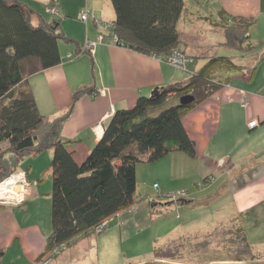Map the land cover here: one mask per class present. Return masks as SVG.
<instances>
[{
  "label": "trees",
  "instance_id": "trees-1",
  "mask_svg": "<svg viewBox=\"0 0 264 264\" xmlns=\"http://www.w3.org/2000/svg\"><path fill=\"white\" fill-rule=\"evenodd\" d=\"M56 2H43L46 10L54 14L45 19L34 6L21 0H0V180L18 166L25 170L30 156L36 157L51 149L46 166L51 182L47 193L50 231L42 251L30 264H41L40 260L53 257L43 258L54 246L61 244L65 248L86 235L102 231L109 218L135 208L144 195L148 198L146 203L155 205L156 196L141 194V191L136 194L139 161H156L177 150L193 157L194 139L188 134L182 116L221 86H230L228 71L234 69L251 76L256 63L264 56L262 50L251 64H237L232 60L228 48L248 54L257 50L250 39L256 18L229 13L223 7L217 8L213 15L207 13L210 18L206 14L202 16L205 22L220 28L223 37L203 46L199 55L186 49V34L180 26L181 18L193 14L186 11L185 0H110L114 15L108 21L87 12L82 21L91 19L100 25L99 39L107 37L109 42L153 55L189 76L186 80L174 79L156 86L147 94H138L131 105L117 107L105 120L99 119L103 132L78 161L70 148L78 139L65 137L61 133L62 124L81 94L93 95L97 90L89 83L78 84L69 104L51 116L40 110L26 78L27 74L61 62L59 39L74 41L61 26L60 20L65 14L60 16ZM219 47L224 49L218 51ZM80 50L76 44V54ZM82 51L90 53L91 49L83 47ZM225 51L226 54H218ZM174 53L185 60L184 67L168 62V56ZM72 56L68 53L66 57ZM198 57L204 60L200 66ZM186 93L192 94L193 99L180 103V96ZM213 179L212 175H205L201 182L208 185ZM190 191L184 190L186 197L176 195L179 199L174 198L175 203L197 201L190 198ZM160 192L164 199H169L168 192ZM237 229L249 247L243 224ZM152 251L161 259L165 257L161 246H153Z\"/></svg>",
  "mask_w": 264,
  "mask_h": 264
},
{
  "label": "rangeland",
  "instance_id": "rangeland-1",
  "mask_svg": "<svg viewBox=\"0 0 264 264\" xmlns=\"http://www.w3.org/2000/svg\"><path fill=\"white\" fill-rule=\"evenodd\" d=\"M208 4L209 2L206 0H202L199 4L194 0L186 1L188 10L192 11L193 14L190 15V13H188L187 15H189V17L187 16L185 18L186 20H183L184 23L181 21L180 26L186 34L185 38L183 37L185 40H187L186 47H189L188 50H191L192 53L201 51L203 46L211 44L215 41L217 42L219 39L222 40L223 37V33L220 28H217V33L215 30L216 27L211 28L213 25L210 22H205V17H202L205 13L209 18L211 15H213V12L207 11L208 8L206 9ZM34 7L38 12L41 13V15L44 16V18L46 17L45 19H50L54 15L51 11L46 10L44 4L42 3ZM53 10H56L55 7ZM83 11L88 14L86 10ZM208 12L211 13V15H208ZM73 14L76 17L62 16L63 13L61 12L60 16H62V18L60 23L65 33L70 35L74 41H64L62 39L58 40L60 52L65 54V58L62 57V60L59 64L60 68L57 67L47 69L44 72H48V76L55 77L56 74L54 73L59 72L61 68H66V71L68 72H66V74L71 76V78L76 81L75 84L77 85L79 82L88 83L87 81L90 80L88 79V76H86V79H88L87 81L82 80L80 77L82 73L81 69H87V67H89V72H92L94 75V69L97 64V60L96 62L92 61L89 52L79 53L78 55L76 54V44L77 42H84L86 29L83 26L82 17H79L82 15L81 12L79 15L75 13ZM90 14L93 15V13ZM82 26L84 31H82ZM94 34L100 41L101 39H99L98 33ZM81 38L83 40H81ZM91 42L92 40H88L86 44H84V47H88L92 50L94 47V42ZM256 47L257 50H259L262 45H256ZM221 49H224V47H219L218 51H221ZM226 49L227 48H225V50ZM252 49L254 50V48ZM228 51L230 53H234V55H237L235 56V61H239V59H241V61H247L248 64L252 63V61L245 58L249 56L247 55L248 53H244L243 51L235 48H228ZM67 52H70L73 56L67 58ZM226 52L227 51L218 52V54H226ZM262 62L263 61L260 63ZM197 63H200V61ZM260 63L255 70V76L251 80V83L256 81V78L258 77V70L261 68V66H263V63ZM91 66H94L93 71L91 70ZM173 70L176 73V81L186 80L189 76L186 72L180 69L173 67ZM35 75H32L30 78H34ZM242 76L247 77L246 74ZM232 80H234V82L230 84V86L226 87H230L234 91L237 90V92H240V90L243 89L245 99L241 100L240 102L242 106H246L249 102V97H247L245 89L247 88L246 85L250 81H244L241 78H233ZM38 81H44V83H46V76L43 74H37L35 77V83ZM240 84H242L244 87ZM41 85L43 86L41 87ZM236 85H240V89ZM44 86V84L38 82L35 93L40 105L42 106L41 109L48 111V114L53 116L54 114H50V112L54 108L59 109L60 102L55 99L53 94L50 93L49 89L45 90ZM262 91H264V86ZM262 91L260 90V93H263ZM96 93L103 95L105 94V91L99 89L96 91ZM213 103H215V101H211V108H209V111L206 112L209 113L211 117L214 115L215 111V106ZM113 110L114 109L110 107V109L103 113V115L99 117L97 121L91 124V127L93 128V135L95 137H100L101 133L103 132V124L100 123L101 121L99 119L105 120L112 114ZM252 120H254V123L250 124ZM257 123L258 118L253 116L248 119L247 126L252 127ZM252 134H254V132ZM240 135L241 134L234 136L233 140L228 139L226 141L225 139L221 150H224L227 145L233 144L235 142L234 139ZM251 135H247L242 144H247ZM235 150H237V146L231 151L232 158L233 156L236 158ZM50 157H47V152L44 151L40 154H37L34 160L32 156L29 158L30 160H33L32 164H34L35 167L41 169V176L39 175L38 177L40 179L38 183L40 184L39 191L41 194L37 195L36 197H32V187L31 184H29L30 180L28 179L27 172L20 166L17 167L16 171L11 173L14 176H18V172L22 171L23 174H21L24 177H18L15 179L16 181L14 183H11V179L14 177L10 175L11 173H9L3 177L4 179L2 178L0 180V206H15L14 213L19 219H21L24 225L36 223L41 227L43 239H46L50 231V196L47 194V192H49L51 182L49 170L46 169ZM228 157H230V155H228ZM29 159L27 158L26 161ZM75 159L81 161L82 158L78 159L75 157ZM193 160L194 162H197V159H192L189 155L187 157H183V154L176 151L175 153L170 152L156 161H139L137 173L138 181H141L140 179L143 177L145 181L148 180L149 182L138 183L136 194L141 191V194L146 192L151 197L156 196L155 201L153 202L157 203L155 205L146 203L148 198H145L144 195L140 201H137V206H135V208L130 209L129 211H121L116 216L109 218L102 231L91 233L80 238L74 243L72 247L68 246L61 248V244L54 246V248L47 252L45 254L46 256L43 258L45 259L47 256L51 255H53V257L42 262L40 260L39 263L137 264L161 259L157 257L152 251L153 246H161L163 248L162 253L165 256L163 259L166 261L181 262L183 264H216L218 262L234 261L241 264H263L264 197L250 196L248 201V203L250 202V206L244 210H239L237 206H235L237 203L235 199H231L229 190L227 189L225 192L223 189L217 190V188L221 185V183L223 184L222 186L225 185L224 187H226L232 178L238 180L235 184H239L241 181V172L234 174L237 178L230 175L228 178H224L221 183H219L221 178L217 179L215 173L213 174L212 172H209L207 175H212L214 179H216H213L210 183H208V185H205L201 182L203 176L198 178L197 172L194 171L195 164L190 165L191 161ZM172 163L181 164L173 165ZM23 164L25 165V162H23ZM171 164L174 171L181 175L179 177L180 180L178 179V181L177 179L166 175L169 173V168L172 170ZM147 166H152L151 170L148 169ZM232 166L233 162L228 163L227 158H220L216 161V167H218L220 171L224 170L223 173L228 171ZM31 172L29 173L30 175ZM194 177H196V179L192 180ZM245 178L247 177L244 175L243 182L245 181ZM154 181L158 184L160 183L159 181H161L162 184H160L158 188L157 186L154 187L152 186V182ZM249 181L250 180H248V182ZM194 184L198 185V189ZM184 185H187L188 187H185ZM209 185L213 186L209 188L210 192L212 189H216L214 194H210L208 191L206 196L209 200H197L196 202H187L188 204L175 203L174 197L171 196L169 199H164L163 194L160 192L182 191L179 192L181 193L180 195L186 197L187 193L184 192V190L188 189L191 190L188 195L191 196L190 198H192L195 195L200 194L199 192H203V190L205 191L206 189L208 190ZM177 199H179V197L175 198V200ZM168 200L174 201V203H167ZM239 203L243 206L246 205V202L240 201ZM17 205L19 207H17ZM242 224L245 228L246 237L250 244L249 247L245 246L244 240L240 238V233L237 229L238 226ZM156 234L160 235L157 236ZM17 239L19 240V238ZM18 240H6L3 246H0V253L3 252L0 254V264L22 263V257L19 256H23V254L20 252ZM43 244L45 245V243ZM234 257L239 259L233 260L232 258Z\"/></svg>",
  "mask_w": 264,
  "mask_h": 264
},
{
  "label": "crops",
  "instance_id": "crops-1",
  "mask_svg": "<svg viewBox=\"0 0 264 264\" xmlns=\"http://www.w3.org/2000/svg\"><path fill=\"white\" fill-rule=\"evenodd\" d=\"M21 1L31 6H37L40 5V3L44 4L43 2H46L47 0ZM56 1V3H58V12L60 14L62 12L65 14V16L72 17L75 16L73 13L79 15L81 11L86 10L89 14H97L99 17L101 16L103 20L108 21L111 20L114 15V10L110 0ZM194 1L199 4L202 0ZM206 1L209 2L208 6H206V9L208 8L207 11H211L213 14L217 8L223 7L229 13L255 16L256 23L250 32V39L251 42L255 43L256 45L261 44L262 47L253 53L247 54L249 56L245 57L248 60L255 62L254 59H258L255 58L257 57L255 56V53L256 55H259L261 54L262 50H264V0ZM186 11L189 12L188 8ZM181 20L183 22V20L185 21L186 19L181 18ZM83 26L86 29L85 40L83 43L77 42L81 48L78 54L86 52L82 51L84 44H86L88 40H92V42H94V47L90 51L89 55L92 61L96 62L97 60V64L94 69V75L92 72H89V67H87V69H81L82 73L80 77L82 80L86 81L90 79L87 82H90L89 84H92L95 90H104L105 94H81L75 100L71 113L62 124L61 133L65 137L78 139L76 143L70 145V148L74 151V156L78 159L84 157L91 144L98 138L92 134L91 124L97 121L98 118L103 115V113L110 109V107L115 109L120 106L131 105L138 94H147L156 86L165 85L176 79V73L174 72L173 67L167 62L160 60L153 55L144 54L131 48L109 42L107 37H105L106 39L100 40V42L94 34L99 33L100 25L93 23L91 19L86 23L83 22ZM83 26L82 31H84ZM81 40L83 39L81 38ZM188 48L189 47H186L187 50ZM188 51L192 53L191 50ZM61 53L62 57L65 58V54L63 52ZM68 53L70 52H67L66 56ZM193 53L199 55L200 51ZM230 54L232 60L235 63L247 64V61H241V59H239V61H235V56L237 55H232L233 53ZM201 58L198 59V61L200 60L198 66L204 62V60ZM261 61H263V64L260 63ZM259 63L263 66H261V68L258 70V77L256 78V81L251 83ZM59 64L60 63L48 68L38 69L36 73H32V75L43 74L46 76L47 84L44 83V81L38 82L44 84L45 90L49 89L50 93L53 94L55 99L60 102L59 109L54 108L50 112V114L54 115L61 112L65 108V106L70 101L73 89L78 84H81L80 82L77 85L75 84L76 81L72 79L71 76L66 74V68H61L59 72L54 73L56 74L55 77L48 76V72H44L47 69L57 67L60 68ZM91 67V70L93 71L94 66ZM255 70L251 76L248 77H243L239 71L234 69L228 71V74L230 75V84L234 82V80H232L233 78H241L244 81H250L246 85L247 88L245 89L246 95L249 97V102L246 106H242L240 102L241 100L245 99L243 89L240 90V93L237 92V90L234 91L232 88L226 87L227 85H224L214 91L207 98L199 102L182 116V121L188 131V134L194 139L195 155L190 157L192 159H197V162H194L193 160L191 161L190 165L195 164L194 171L197 172L198 178L202 176L204 177L205 175L209 174V172H212L213 174L215 173L217 179L221 178L219 182L221 183L224 178H228L230 175L233 177L235 176L234 174L241 172V181L239 184H235L238 180L232 178L226 187H224L225 185L222 186L223 184L221 183V185L217 188V190L223 189L225 192L228 189L231 199H235L237 202L235 206H237L239 210H244L250 206V202L248 203L250 196L264 197V91H262L264 86V56L256 63ZM32 75L27 74L26 78L31 84L35 93L38 82L35 83L36 75L34 78H30ZM86 76H88V79H86ZM240 85L243 86L242 84ZM240 85L236 86L240 89ZM42 86L43 85H41V87ZM260 90L263 93H260ZM36 101L40 110H42V112L48 113V111L41 109L42 106L40 105L37 96ZM211 101H215V103H213L215 106V111L212 117L209 113H206L209 111V108H211ZM253 116L258 118V123L252 127H248L247 121ZM253 132L254 134H252ZM238 134L241 135L234 139L235 142L233 144L227 145L224 150H221L225 139L226 141L228 139L233 140V137ZM247 135H251L248 139L249 142L247 144H242ZM236 146V158H234V156L232 158L231 151L232 149L234 150ZM45 151L47 152V157H50L51 149H47ZM173 152L175 153L176 151ZM177 152L183 154V157L188 156L182 151L177 150ZM228 155H230V157H228ZM32 157L34 160L35 157ZM220 158H227L228 163L233 162V166L225 173H223L224 170L220 171L218 167H216V161ZM33 160L29 159L27 161V167L25 170L27 172L28 179L30 180L29 184H31L32 187V197H36L37 195L41 194L39 191L40 184L38 183L40 180L38 177L40 175L41 169L35 167V165L32 164ZM172 164V170L169 168V173L166 175H169L178 181L181 175L174 171ZM180 164L181 163H174L173 165ZM151 167L152 166H147V168L150 170ZM30 172L31 175L29 174ZM244 175L247 178H245V181L243 182ZM141 178V181H138V183L149 182L148 180L145 181L143 177ZM194 179H196V177L192 178V180ZM248 180L250 181L248 182ZM159 182V184L157 183V188L160 184H162L161 181ZM184 186L188 187L187 185ZM210 187L213 186L209 185L208 190L206 189L205 191L203 190V192H199L200 194L195 195L194 198L199 201L209 200L206 195L208 191L210 192ZM215 192L216 189H212L210 194H214ZM240 201L246 202V205H240ZM17 207L19 206L17 205ZM14 208L15 206L11 205L0 206V246L2 247L6 240H18L17 238H19L18 245L20 246V252L23 254V256H19L22 257L21 264H30L42 251L44 246L43 243H45L46 239H43L41 227L36 223L24 225L21 219H19L14 213ZM156 235L159 236L160 234ZM73 245L69 247H72Z\"/></svg>",
  "mask_w": 264,
  "mask_h": 264
},
{
  "label": "built area",
  "instance_id": "built-area-1",
  "mask_svg": "<svg viewBox=\"0 0 264 264\" xmlns=\"http://www.w3.org/2000/svg\"><path fill=\"white\" fill-rule=\"evenodd\" d=\"M81 16L80 17H82V19H85L86 18V16H87V14H86V12H84V11H82L81 12ZM168 62L169 63H171L172 65H174V66H178V67H184V65H185V60L183 59V58H181L180 57V55L178 54V53H174V55H170L169 56V59H168ZM254 123V120H252L251 121V123L250 124H253ZM99 125V124H98ZM19 174H18V176H14V175H12V173L10 174V175H12L13 177V179H11L12 181H11V183H14L16 180V178H20V177H24L22 174V171L21 172H18ZM22 173V174H21ZM21 175V176H20ZM4 179V178H3ZM1 183V182H0ZM154 186H156L157 184L156 183H154L153 184ZM179 192H182V191H178V192H168V193H166L167 194V196H169V198H170V196L171 197H174V198H176V197H178V196H176V195H179V194H181V193H179ZM1 197H6V196H1Z\"/></svg>",
  "mask_w": 264,
  "mask_h": 264
},
{
  "label": "water",
  "instance_id": "water-1",
  "mask_svg": "<svg viewBox=\"0 0 264 264\" xmlns=\"http://www.w3.org/2000/svg\"><path fill=\"white\" fill-rule=\"evenodd\" d=\"M180 103H187L193 99V95L190 93H186L180 96ZM137 264H183L181 262H173V261H166L164 259H156L154 261H149V262H141ZM214 264V263H213ZM216 264H241L239 262H218ZM247 264V263H244ZM264 264V263H263Z\"/></svg>",
  "mask_w": 264,
  "mask_h": 264
}]
</instances>
